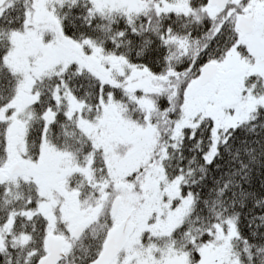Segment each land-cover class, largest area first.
<instances>
[{
	"label": "snow or ice",
	"instance_id": "snow-or-ice-1",
	"mask_svg": "<svg viewBox=\"0 0 264 264\" xmlns=\"http://www.w3.org/2000/svg\"><path fill=\"white\" fill-rule=\"evenodd\" d=\"M0 264H264V0H0Z\"/></svg>",
	"mask_w": 264,
	"mask_h": 264
}]
</instances>
